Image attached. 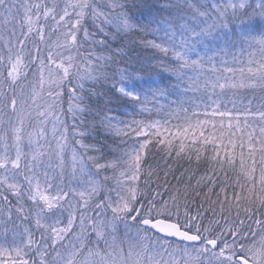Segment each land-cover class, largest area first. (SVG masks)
Segmentation results:
<instances>
[{
    "label": "snow or ice",
    "instance_id": "1",
    "mask_svg": "<svg viewBox=\"0 0 264 264\" xmlns=\"http://www.w3.org/2000/svg\"><path fill=\"white\" fill-rule=\"evenodd\" d=\"M0 264H264V0H0Z\"/></svg>",
    "mask_w": 264,
    "mask_h": 264
},
{
    "label": "trees",
    "instance_id": "2",
    "mask_svg": "<svg viewBox=\"0 0 264 264\" xmlns=\"http://www.w3.org/2000/svg\"><path fill=\"white\" fill-rule=\"evenodd\" d=\"M159 2L163 3V0H159ZM66 120H67V123H68L69 127L71 128V125H72V117L69 115V116L66 117ZM97 139H102V138L101 137H97ZM87 142H94V141L89 140ZM156 158L158 159L159 156H157ZM181 163H184V166L187 167V164L185 162L182 161ZM172 182L175 183V181H172Z\"/></svg>",
    "mask_w": 264,
    "mask_h": 264
}]
</instances>
